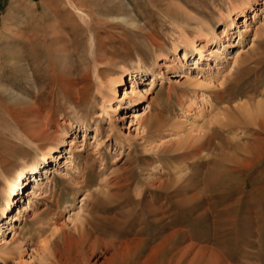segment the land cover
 Wrapping results in <instances>:
<instances>
[{"label":"rangeland","instance_id":"obj_1","mask_svg":"<svg viewBox=\"0 0 264 264\" xmlns=\"http://www.w3.org/2000/svg\"><path fill=\"white\" fill-rule=\"evenodd\" d=\"M185 38L194 41V47L187 46ZM213 48L220 51L211 55ZM28 62L31 72L22 68ZM120 76L125 85L118 86L113 98L111 81ZM250 101L264 102V0H0V161L4 155L13 157L7 173L0 175V264H45L56 245L65 248L93 214L109 221L126 212L122 218L136 222L134 206L140 200L147 205L157 191L162 198L155 207L168 196L178 209V225L185 222L192 236L207 240L192 239L187 243L196 244L191 252L187 244H175L173 264L264 261V209L259 213L260 208H251L263 201V166L253 177L221 169L224 200L244 201L237 207L230 200L220 208L234 216L241 209L248 211L235 230L242 240L236 261L219 257L220 263L212 255L216 239L207 225L213 214L204 211L213 201L203 200L210 195L205 189L209 169L187 180L185 174L191 171L183 169L176 152L184 140L218 124L226 107ZM46 113L59 136L44 167L43 153L49 147L37 150L28 137L40 119H48ZM236 152L233 156L245 158ZM35 164L48 173L33 196V184L28 183L38 176ZM85 170L87 181L79 184ZM19 181L25 186L21 194H10L9 183ZM7 200L11 207L4 217ZM194 205H200L198 211ZM132 223L125 229L135 232ZM154 227L148 225L146 237H154ZM132 238L128 242L136 249L129 264H143L156 242L139 249ZM200 249L206 255H197ZM165 251L156 253L159 259L169 257ZM156 254L151 259L156 262L149 264H160ZM103 261L101 257L97 264Z\"/></svg>","mask_w":264,"mask_h":264},{"label":"bare ground","instance_id":"obj_2","mask_svg":"<svg viewBox=\"0 0 264 264\" xmlns=\"http://www.w3.org/2000/svg\"><path fill=\"white\" fill-rule=\"evenodd\" d=\"M243 10L244 9H241L242 13H244ZM80 13H82V12H79V14ZM234 23H235V20L232 19L231 24L233 25ZM184 42L186 43L187 46L191 45V47H194V45H195L194 41H191L189 38H185ZM204 46L205 47H203L202 49L199 50L200 59L203 58V56H204L203 51L205 50V48H207V45H204ZM175 51H176V49H175ZM219 51H220L219 48L218 49L213 48V49H211V55H215V53H217ZM29 62L27 63V65H22V68H24L25 70L27 69L28 72H31L32 67L30 65L31 63L29 64ZM123 85H125L123 76H120L119 80L118 79L117 80L112 79L111 86H113V89L111 88V91H112L113 96H114L113 98H116L117 94L119 93L118 92V86H123ZM18 95H20V94H18ZM80 100H81V98H80ZM251 101L246 102L243 105H240L237 107H232V106H229L228 108L226 107V109H224L225 115H222L223 117L221 119L219 117L218 124H216L214 126H212L210 124L212 127H208V130H206V132H204L203 134L201 133L196 137L191 136L189 139L184 140V142L182 144L178 143L180 145L176 149L177 150L176 152H179L178 157H181V159L183 161V164H184L183 169L186 172H187V170L191 171L190 174H188V173L185 174L186 175L185 177L187 178V180L191 179L194 176H195V178H193V179H196L199 175L200 170L202 171V169H204V167L209 169L207 171L209 174L206 173V175L208 177L206 176L205 182L207 181L206 183H208V184L206 186L207 188H205V189L210 192V195L207 196L203 200H205V201L206 200L207 201L213 200V201H211L212 203H211L209 210H208L209 202H207L204 211H207L205 214L209 213V211H210V213L213 214V217H212L213 220L210 222V224L207 223V225H209L210 228L213 229L212 238L215 237L217 248L215 250H212V251L210 250V251L212 252L213 256L218 257L217 261L220 263L223 262V260H222V258L220 260L219 257H224V261H236L235 254H236L237 249L239 247V243L241 244L242 240H241V238H239L236 235L235 230L237 228V225L241 223L240 221L246 220L245 218H247V217H245V218L243 217L246 214L243 215V213H245V211H248V210L244 211L241 209L238 211V214L236 213L237 216H234L233 213H231L230 211H227L228 210L227 208H225V209L220 208L221 205H224L227 201L229 202L230 200H232V201L234 200L233 205H237V207L241 204V202L244 201V200H242V197L240 199H238V198L237 199L236 198H230L229 199V197H227V199L224 200L225 197L222 196L220 193V191H222L223 188H225V187H222V183H223L222 177H224V176H222L223 171H221V169H224L225 167L229 168V169H227V172H229L228 174L232 173V171H234V172L237 171L240 173L241 172L242 173L248 172V176L253 177L255 175V173L257 172L258 168L261 167V165L264 168V165H263L264 164V102H258L256 104H254ZM223 102H222V104H223ZM219 103H221V102H219ZM128 106H129V104H128ZM40 110H41V108H40ZM20 111H22V110H20ZM27 112H29V111L27 110ZM39 115L42 116L41 114H39ZM48 115L49 114H47V118H48L47 120L44 121V119H40L41 121L43 120L42 122L39 120L40 121L39 125L37 124V122H35L38 126L35 125V127L36 126L37 127L34 129V131H31L32 133H30V137H28L29 143L35 145L37 147V150L39 149L41 151H44V149H48V147H49V149L43 153V157L45 158L43 160L44 167L48 163V161H46V159H49L50 157L52 158V154H53L52 152H53V149H55L54 147H52V145L55 141L54 138L56 136H59L58 131L56 132L54 130V126L52 125V120H51L52 118H50V116H48ZM39 118L40 117H38L36 119L38 120ZM44 118L46 119V115L44 116ZM153 121L154 120H152L150 122L151 124L149 123L150 127L153 126V124H154V123H152ZM115 127H117V126H115ZM33 128H34V126H33ZM111 128H113V127H111ZM159 129H161V128H159ZM114 130H115V128H114ZM59 131H60V129H59ZM62 140H63V136H62ZM63 142H66L65 139L63 140ZM226 150H228L229 152L234 150L235 152L233 151L232 152L233 154H230L228 151L226 153L225 152ZM236 151H239L240 153H242L241 155H243L245 158L240 159L239 156H238V158L233 156L234 153L236 156L238 155V153ZM220 155H223L225 157L223 159H219ZM4 156H5V160L0 161V175L2 174V176H3V173H7L8 169L6 168V165L11 163L12 158H13L9 155H7V156L4 155ZM47 156H49V157L46 158ZM223 156H221V158ZM229 163H230V165L232 164L231 167L228 166ZM201 165H204V166L199 167ZM44 167L41 170H38L37 165L36 164L33 165L34 173L38 174V176L37 175L35 177L33 176V181H31V182L29 181V183H28L29 185L33 184V187L31 190L32 191L31 195H33V196L38 195V193H35V190H41V188H42L41 186L44 185L43 176H44V173H48V172L42 173V170L44 169ZM211 167H213V168H211ZM89 168H90V166H89ZM198 168H200V169L198 170ZM183 169H182V171H180V173L181 172L185 173V171ZM86 170L83 171V175L81 176L82 181L79 182V184H85L86 183L87 177L89 174ZM202 173L205 174V172H202ZM185 177L184 178L182 177L183 178L182 180H184ZM263 177H264V175H263ZM178 179H180V177ZM51 182L52 181L49 180V182L45 183V185H47L49 187V183H51ZM10 183H9V186H10L9 190L11 189L10 194H12L15 191H17V192L20 191L19 194H21L22 189H24V187H25L24 184L21 183V181H19V183H17V184H12V183L10 184ZM40 183H41V185H40ZM167 183L169 184V182H167ZM162 186H163V184L161 186H159V188H162ZM166 186H167V184H166ZM176 186H177V184L175 185V187ZM123 187H125L124 184H123L122 188ZM9 190L7 191L8 193H9ZM119 192H120V190H119ZM179 193H181V191ZM212 193H215V196ZM19 194H17V196H19ZM161 194H162L161 191L160 192H158V191L154 192V195H152V199L149 200V202H147L148 206L146 204L144 205V203H145L144 201H143L144 203L141 205V203H140L141 200L138 201L139 202L138 204H136L137 207H136V205L134 206V208H136V210L134 211L135 212L134 214H136L138 216V218L141 219L140 222L139 221L137 222V220H138L137 217L135 218L136 222L135 221H129V220L127 221L126 218H122V214H124L126 212L119 213V214L115 215L109 221H104V220H102L103 218L102 219L98 218L95 214L90 215V217L87 219L85 218V220H84L85 222L83 224H81V226H78L77 229L75 230V232H73L74 233L73 238H72L73 241H70V243H68V242L65 243V241H66L65 240L64 241L65 245L68 243V245H66L65 248H60V247L58 248V246L55 244L57 248H55L54 251H51V254H49L50 257L46 260L45 264H93L94 260H95L94 264H97V262L100 261L101 257H104V261L102 262V264H129V261L131 260V256H132L131 252H132V250L136 249L135 247L139 246L140 247L139 249H141V248L146 247L145 243L146 244L148 243V245H150V244H153L155 242H156V244H155L156 247L154 248L155 254L158 252L160 253L161 251H162V253H163V251L166 252L165 249L169 252V254H166L169 257L163 258V259H159L158 258L159 254L158 255L156 254L157 258L160 260L159 261L160 264H166V263L167 264H173L175 257H176V254H173L175 244H177V243L178 244L179 243L180 244H184V243L187 244L188 242H191L192 239H197L200 242H204L207 240L205 237H200V236H195V235L192 236L193 233H192L191 229L187 226H184L185 222L183 223L182 227L180 225H178V223L180 222L179 220H177V217H176V215L178 214V209L176 208L175 204L171 201V199L168 196L165 195V199H166L165 203H162V205L159 207H155L154 204H156V205L159 204L158 199L161 200V198H162L160 196ZM14 196H16V195H14ZM7 197H8V195H7ZM197 197L200 198L199 195ZM20 199H22V197H20ZM142 199H143V197H142ZM245 200H247V198ZM249 200L252 204L253 199H249ZM176 204H177V202H176ZM252 205L253 206H251V208L255 207V206H256V208H260L259 213H261V211L264 209V196H263V201L260 204L254 202V204H252ZM199 206L196 205L195 207H192V208L197 210ZM10 207H11V205L9 204V202L7 200V202H5V205L2 207V212H3L4 217L6 216V213ZM20 208H21V206H20ZM192 208H190V210ZM233 209H236L235 211L237 212V209H239V208H233ZM231 210H232V208H231ZM127 211H128V213H129V211L131 212L130 209ZM194 211H193V213H194ZM235 211L233 210L232 212L235 213ZM193 213H191V214H193ZM129 214H131V213H129ZM180 214H182V213H180ZM252 214H253V209H252ZM254 214H255V212H254ZM191 216H193V215H191ZM202 216H203V214H202ZM186 218H188V217L186 216ZM186 218H185V220H186ZM179 219H180V217H179ZM187 220L190 221L189 218ZM100 221H102L106 224L108 223V224H110V226L101 224ZM177 221H178V223H177ZM182 221H183V219H182ZM130 222H133L135 224L136 229H137L135 232H132L131 229H130L131 232H130V230L127 231L125 229V228H127L126 225L129 224ZM133 223H132V225H134ZM149 224H150V228L151 227L153 228L154 226L157 228V231H156L154 237H152V238L146 237V236H148L147 234H148V225ZM191 225H192V223H191ZM178 226L181 227L182 229H176V227H178ZM149 233H150V231H149ZM180 235L182 236V239L178 241L177 239ZM130 237H133L132 242L134 243L135 249H133V246L130 245V243L128 242V238H130ZM259 239L261 240V238H259ZM194 244L195 243L187 244L186 248L191 252L192 249L196 246V244L195 245ZM176 247H177V245H176ZM199 247H200V245H199ZM242 248L244 249V247H242ZM207 250L208 249H206V251ZM244 250H246V249H244ZM210 251L208 253H210ZM153 253H152V255H153ZM200 254L206 255L205 253H203V249H200L199 251H197V255H200ZM249 254H251V253H249ZM152 255H150L151 258L149 257V259H147L146 262L143 264H146V263L149 264V262H153V261L156 262V260L151 261V259H153ZM254 255L256 256V254H254ZM246 256H249L247 252L245 254V257ZM204 257H206V256H204ZM155 258H156V256H155ZM194 258H195V256H194ZM209 259H210V257L208 258V261H210ZM213 259L211 258V261ZM214 260L216 261V259H214ZM254 260L256 262H260V264H264V261H262V258H259V259L256 258ZM193 261H195V259ZM178 262H177V264H178ZM256 262H254V263L257 264ZM214 264H216V262ZM227 264H230V263H227Z\"/></svg>","mask_w":264,"mask_h":264}]
</instances>
